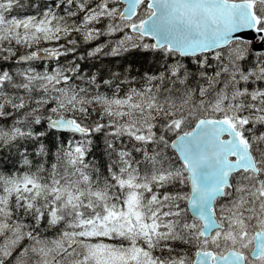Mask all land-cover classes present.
I'll return each instance as SVG.
<instances>
[{
	"label": "snow or ice",
	"instance_id": "6c2138e0",
	"mask_svg": "<svg viewBox=\"0 0 264 264\" xmlns=\"http://www.w3.org/2000/svg\"><path fill=\"white\" fill-rule=\"evenodd\" d=\"M20 7L0 0V264H264V0Z\"/></svg>",
	"mask_w": 264,
	"mask_h": 264
},
{
	"label": "trees",
	"instance_id": "16d2710c",
	"mask_svg": "<svg viewBox=\"0 0 264 264\" xmlns=\"http://www.w3.org/2000/svg\"><path fill=\"white\" fill-rule=\"evenodd\" d=\"M22 0V4H23ZM27 5L23 4V7L17 8V14H19L20 11H24L26 10V12H31L32 11V7L35 8V6H39L41 3L40 2H36V0H25ZM16 9V8H15ZM81 51H83V49H81ZM137 60V66L143 65L144 68H148L149 64H148V59L147 58H136ZM115 63V61H110V60H105L103 61V63H96V67H103V65H108V64H112ZM92 65H86V67H91ZM9 167H11V165H9Z\"/></svg>",
	"mask_w": 264,
	"mask_h": 264
},
{
	"label": "bare ground",
	"instance_id": "6f19581e",
	"mask_svg": "<svg viewBox=\"0 0 264 264\" xmlns=\"http://www.w3.org/2000/svg\"><path fill=\"white\" fill-rule=\"evenodd\" d=\"M36 2H40L41 4L39 6H35V8L32 7V11L31 12H26V10H24V11H20L19 14L15 13V14H11V15H17V16L23 17L25 15H30V14H39V9L43 8V6L45 4L51 5L53 3H58L59 1H50V2H48V1L36 0ZM23 4L27 5L25 0L23 1ZM14 11L17 12V8L14 9ZM103 66H105V65H103Z\"/></svg>",
	"mask_w": 264,
	"mask_h": 264
},
{
	"label": "rangeland",
	"instance_id": "374dc122",
	"mask_svg": "<svg viewBox=\"0 0 264 264\" xmlns=\"http://www.w3.org/2000/svg\"><path fill=\"white\" fill-rule=\"evenodd\" d=\"M52 5V4H51ZM16 12L13 10L11 14H15ZM30 15H39V14H30Z\"/></svg>",
	"mask_w": 264,
	"mask_h": 264
}]
</instances>
